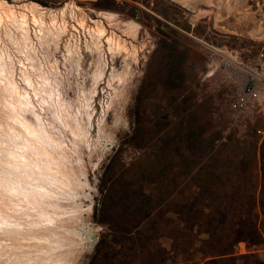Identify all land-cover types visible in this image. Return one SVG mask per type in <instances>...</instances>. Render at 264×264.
<instances>
[{"label":"rangeland","instance_id":"1","mask_svg":"<svg viewBox=\"0 0 264 264\" xmlns=\"http://www.w3.org/2000/svg\"><path fill=\"white\" fill-rule=\"evenodd\" d=\"M33 1L54 7L62 0ZM78 1L135 23L134 44L139 50L137 62L121 52H109L104 58L89 51L85 60L74 55L58 65L54 61L59 47L47 36L45 42L34 45V52L31 48V53L27 52L34 62L31 69L27 65L30 73H36L35 82L40 80L38 69L46 68L44 76L53 75L47 83L60 88L62 106L71 118L86 124L88 135H102L101 143L90 150L89 143H80V149L72 144L67 130L63 135L57 133L73 146L68 152L66 148L72 156L67 160L70 162L77 152L80 156L70 162L73 177L80 181L68 185L71 196L65 202L78 205L97 236L93 250L81 255L78 264H153L158 244L166 249L169 246L166 238H156L168 231L166 218L174 214L168 212L167 203L172 199L194 202L192 191L206 187L254 186L257 201L262 195L264 200L260 193L264 189V158L262 163L260 154L264 153V99L235 117L229 109L231 85H226L223 73L214 69L213 63L218 57L214 48H232L245 58L264 49V0ZM136 9L141 14L139 20ZM12 45L11 51L8 48L11 59L17 61L18 56L24 61L19 46ZM33 98L37 104V97ZM95 103L100 121L94 130L85 112ZM45 104V118L54 120L52 106ZM74 147L76 153H71ZM148 201L161 204L162 215L144 216L138 222L139 216L132 212ZM207 215L221 217L213 211ZM179 216L180 220L186 218L185 210ZM235 249L236 254L250 252L245 242H239ZM255 252L258 259L264 258V248ZM170 255L165 253V264L172 263ZM199 257L194 255V262Z\"/></svg>","mask_w":264,"mask_h":264},{"label":"bare ground","instance_id":"2","mask_svg":"<svg viewBox=\"0 0 264 264\" xmlns=\"http://www.w3.org/2000/svg\"><path fill=\"white\" fill-rule=\"evenodd\" d=\"M135 29V23L121 21L116 13L94 10L78 0H62L54 7L33 0H0V264H78L79 257L91 252L97 243L95 229L76 208L78 205L65 202L71 196L68 185H73V180L80 181L73 177L70 165L71 159L80 156L77 157L74 147L70 152H75L76 157L69 162L67 152L73 146L57 137V133L63 135L64 129L67 130L72 144L89 143L90 150L101 143L102 135L93 132L88 135L86 124L71 118V113L62 106L60 88L47 83L46 68L41 66L39 72L37 66L40 80L35 82V68L32 74L27 65L34 62L27 52L31 49L34 52V45L42 44L49 36L59 47L54 61L57 64L74 55L85 60L89 51L99 52L104 58L109 52H121L126 59L132 57L137 62ZM12 44L19 46L24 61L29 62L18 56L17 61L11 59ZM108 85L111 87L110 78ZM45 103L52 106L54 120L45 118L42 112ZM96 105L86 108L88 111L84 108L94 130L100 121L96 118Z\"/></svg>","mask_w":264,"mask_h":264},{"label":"trees","instance_id":"3","mask_svg":"<svg viewBox=\"0 0 264 264\" xmlns=\"http://www.w3.org/2000/svg\"><path fill=\"white\" fill-rule=\"evenodd\" d=\"M260 154L263 163V151ZM261 174L263 175V170ZM224 189H194V202L186 199L187 203H182L172 199L167 203L168 212L174 216L166 218V223H169L166 225L168 231L156 239L166 238L169 246L166 249L158 244L153 264H165L166 252L169 255L173 253L170 255L171 264H264V258L258 259L255 252L260 247L264 248V200L261 199L263 187L260 189L262 196L259 201L256 199V191H253L254 186L243 189L231 186L230 189ZM142 191L143 189L140 190V195ZM161 208V204L148 201L136 207L132 213L139 216L140 222L144 216L159 218L162 215ZM183 210L187 217H181L180 220L179 215ZM212 211L214 214L221 213V217L208 216L207 213ZM239 242H245L250 252L236 254L235 248ZM196 254L200 257L194 262L193 256ZM177 257L181 259L175 261Z\"/></svg>","mask_w":264,"mask_h":264},{"label":"built area","instance_id":"4","mask_svg":"<svg viewBox=\"0 0 264 264\" xmlns=\"http://www.w3.org/2000/svg\"><path fill=\"white\" fill-rule=\"evenodd\" d=\"M216 70L223 73L231 95L229 109L235 117H241L248 109L264 99V49L245 58L232 48H214ZM235 90V91H234Z\"/></svg>","mask_w":264,"mask_h":264},{"label":"water","instance_id":"5","mask_svg":"<svg viewBox=\"0 0 264 264\" xmlns=\"http://www.w3.org/2000/svg\"><path fill=\"white\" fill-rule=\"evenodd\" d=\"M136 12H137V19H141V14H140V11L138 9H136Z\"/></svg>","mask_w":264,"mask_h":264}]
</instances>
